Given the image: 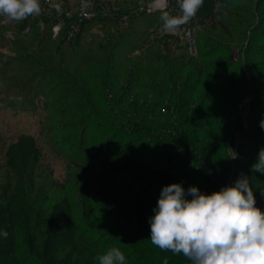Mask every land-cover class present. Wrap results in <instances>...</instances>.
Wrapping results in <instances>:
<instances>
[{
  "label": "rangeland",
  "instance_id": "374dc122",
  "mask_svg": "<svg viewBox=\"0 0 264 264\" xmlns=\"http://www.w3.org/2000/svg\"><path fill=\"white\" fill-rule=\"evenodd\" d=\"M83 1L39 0L44 12L19 22H6L7 18L0 16V185L4 184L6 175L19 174L17 192L20 199L24 198L21 203L23 214L26 207L30 208L29 203L33 204L32 207L41 204L47 213L67 193V199L74 203L72 216L83 219L88 215L84 213L88 210L85 207L88 196L94 199L92 203L101 205V201L107 200L110 194H116L111 187L96 183L92 187L86 186L87 191L79 195L82 190L79 182L68 180L63 190L52 182H61L69 171L82 173L71 162V158H77L74 157V136L78 138L77 133L69 137L76 130L70 127L71 124L79 120L83 121V125L94 124L86 132L84 144L91 150L101 148L104 137L100 138V130L113 113L110 105L116 111L121 109L123 101L120 105L115 106V103L121 96L120 88L129 73L128 69L141 67L132 85V93L136 92V95L141 94L139 89H144L145 82L152 81L146 77V71L165 70L168 62L173 70H177L188 56L212 61L211 65H221L228 58L233 62L221 70L212 71V74L235 71L234 77L222 74L226 79L224 82L217 77L212 80L210 76L203 82L201 79L197 88L207 81L210 89L208 96L212 93H218L219 98L241 96L243 81L249 82L254 78L256 82H263L260 90L252 94V98L256 96L261 99L260 103H251V90L248 88L242 109L238 110L242 119L230 117L231 122H240L239 129L233 132V144L228 149L231 161L235 160L231 156L239 150L244 132L263 117L264 0H204L196 14L197 20L199 17L205 19L204 24H197L194 19L193 53L189 52L188 41L184 37L159 32V25H151L157 23L159 14L138 15V0H90L95 16L75 27ZM45 14L51 19L45 20L44 17L48 18ZM208 15L214 17L213 24L206 19ZM109 16H112V20H107ZM59 19L62 24L56 29ZM222 25L225 26L224 30ZM121 35L125 37L121 40V46L117 47L116 40ZM210 41L219 46L216 53L200 57L203 42ZM252 44L256 47L251 49ZM108 49L110 54L107 53ZM145 49V54L153 60L147 62L133 57ZM256 50L259 54L255 53ZM160 57L170 61L158 62ZM90 59L94 62L89 63ZM190 66L184 64L182 76L185 77ZM104 67L109 69L107 73L103 72ZM108 91H112L111 96L116 95L115 101ZM219 102L221 100H217L211 109L206 108L217 115ZM233 107L226 104L222 109L231 113ZM95 117L100 123L95 121ZM263 142L261 138L260 148H264ZM242 151L245 149L242 148ZM78 154L79 160L87 155L85 151ZM32 186L40 196H35V193L30 196ZM259 190L264 192V187ZM44 196L45 201L42 202ZM116 200L115 196L114 199L111 197L106 204L113 201L118 208L123 205V202ZM18 211L20 215L19 208ZM18 239L22 240L21 233Z\"/></svg>",
  "mask_w": 264,
  "mask_h": 264
},
{
  "label": "trees",
  "instance_id": "16d2710c",
  "mask_svg": "<svg viewBox=\"0 0 264 264\" xmlns=\"http://www.w3.org/2000/svg\"><path fill=\"white\" fill-rule=\"evenodd\" d=\"M163 12H139L138 15L159 14L161 17ZM45 16L48 17H44L45 20L51 19L47 14ZM111 17L107 20H112ZM160 17L157 23L151 25H162ZM206 17L214 23L212 15ZM194 19L197 24H204L205 19L199 17L197 20L195 16L191 20L193 26ZM222 28L224 30L225 26L222 25ZM123 37L125 35L119 36L116 40L118 46L116 44L115 47L121 46ZM215 44L212 41L203 42L204 48L199 56L205 58L215 54L219 47ZM253 47L256 45L252 44L251 49ZM110 49L107 50L108 54ZM147 49L133 57L150 62L153 58L145 54ZM255 53L259 54L257 50ZM163 60L170 61L162 57L157 59L158 62ZM91 62L94 61L90 59ZM186 63L191 66L184 77L181 71ZM181 64L177 70H173L172 64L168 62L165 70L146 71V77L152 81L145 82L144 89H139L141 94L137 95L136 92L132 93V85L141 67L128 69L126 82L120 88L121 96L115 103L116 106L123 101L121 109L116 111L110 105L113 113L100 130L99 137H104L100 149L91 150L84 144L86 132L94 124L83 125V121L79 120L70 126L76 130L69 137L75 133L78 135V138L74 136V157L77 158H71V162L82 173L69 171L61 182L52 183L58 184L63 190L68 180L79 182L82 188L79 195L87 191L86 186L92 187L96 183L109 186L113 192L116 190V201L123 202L119 208L113 201L106 204L111 197L114 199L112 194L107 200L101 201V205L92 203L94 199L88 196L85 205L88 210L84 212L88 215L83 219H74V203L67 199L66 193L47 213L41 204L32 207L33 204L29 203L30 208L26 207L23 214L21 203L24 198L20 199L17 192L20 176L17 172L5 176L4 184L0 185V230H6L8 236H0V264H98L95 257L111 247H118L124 252L126 264H164L165 260L167 264H190L182 254L160 250L150 241L149 218L155 214L153 209L162 188L180 183L185 190L195 186L202 193L211 194L222 187L234 185L242 174L248 177L254 191L264 187V175L252 171L261 149V138L264 139V129L260 127L264 113L255 125L249 126L244 132L235 160L231 161L228 154L233 144V132L240 126L239 120L231 122L230 117L242 119L238 110L242 109V102L249 93L248 88L251 90V103H260L261 99L256 96L252 98V94L260 90L263 82H256L254 78L249 82L243 81V95L223 96L221 99L218 93L208 96L210 89L207 81L200 88L197 87L201 79L203 82L205 78L211 77L213 80L217 77L224 82L226 79L223 75L234 77L235 71L224 72L223 75L212 74V71L221 70L225 65H232L230 58L221 65H211L212 61L188 56ZM239 69L242 74L241 65ZM108 70L104 67L103 72L107 73ZM109 91L108 95L114 100L116 95L111 96L112 91ZM217 100L221 102L217 105L220 108L215 115L209 108ZM226 104L233 105L234 111L230 113L223 110ZM95 121L100 123L97 117ZM83 151L87 155L79 160L78 153ZM29 193L30 196L33 193L38 195L33 186ZM254 196L256 207L264 212V192L259 190ZM19 233L21 241L18 239Z\"/></svg>",
  "mask_w": 264,
  "mask_h": 264
},
{
  "label": "clouds",
  "instance_id": "9594fccd",
  "mask_svg": "<svg viewBox=\"0 0 264 264\" xmlns=\"http://www.w3.org/2000/svg\"><path fill=\"white\" fill-rule=\"evenodd\" d=\"M156 4L165 8L167 0H156ZM203 4L204 0H178L180 14L163 12L162 30H177L194 18ZM40 13L39 0H0V16L6 17V22ZM260 127L264 129V120ZM252 171L264 174V148L259 150ZM153 212L150 241L160 250L182 254L190 264H264V212L256 207L254 190L243 174L234 185L211 194L195 186L185 190L180 183L166 185ZM0 236L7 238V231L0 230ZM95 259L98 264H126L118 247Z\"/></svg>",
  "mask_w": 264,
  "mask_h": 264
},
{
  "label": "built area",
  "instance_id": "2783aa9c",
  "mask_svg": "<svg viewBox=\"0 0 264 264\" xmlns=\"http://www.w3.org/2000/svg\"><path fill=\"white\" fill-rule=\"evenodd\" d=\"M90 0H85L82 2L81 9L78 12V17L76 18L77 22L75 23V27L82 23L83 21H86L88 19H91L93 16H95V10L90 5ZM138 7L140 12H146V13H154L158 11H166L170 15H179L180 9L178 5V0H167V6L165 8L158 7L156 4V0H138ZM67 11H64L66 13ZM192 20V19H191ZM191 20L182 25L180 28H178L175 31H172L170 33L178 34L181 37H184L188 41V50L189 52H195L194 47V26L191 23ZM62 24V20H57L55 28H59V26ZM159 32H162V25H159L158 28Z\"/></svg>",
  "mask_w": 264,
  "mask_h": 264
}]
</instances>
